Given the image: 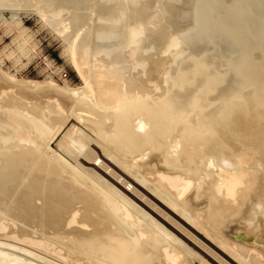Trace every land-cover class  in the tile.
I'll use <instances>...</instances> for the list:
<instances>
[{"label": "bare ground", "instance_id": "6f19581e", "mask_svg": "<svg viewBox=\"0 0 264 264\" xmlns=\"http://www.w3.org/2000/svg\"><path fill=\"white\" fill-rule=\"evenodd\" d=\"M22 12L78 87L17 78L37 47ZM5 13L19 33L2 49L15 74L0 57V264H209L173 231L232 264L173 212L233 264H264V0H0Z\"/></svg>", "mask_w": 264, "mask_h": 264}, {"label": "rangeland", "instance_id": "374dc122", "mask_svg": "<svg viewBox=\"0 0 264 264\" xmlns=\"http://www.w3.org/2000/svg\"><path fill=\"white\" fill-rule=\"evenodd\" d=\"M3 21L0 19V57L3 59L2 68L4 70L9 69L15 74L13 64L4 56L3 48L11 45L12 38L19 33L16 26L10 23L11 15L5 13L2 15ZM18 20L21 21V25L27 28L34 36L33 40L37 43V47L31 52V57L29 62H24L26 65L21 68L20 71L16 73L18 79H31L38 83H43L46 80L51 79L52 86L63 87L66 84L69 86H79V80L74 72L73 67L64 55L65 47L64 45L54 36L47 28H45L39 20H37L32 13H20L17 16ZM8 26H11V31H7ZM11 32V33H10ZM31 43H29L30 45ZM5 60V61H4ZM54 147V145L52 146ZM146 197L151 199L154 203L160 205L156 198L145 188L137 187ZM143 207V206H142ZM160 207L165 210L161 205ZM144 208V207H143ZM145 209V208H144ZM147 210V209H146ZM151 213V212H150ZM155 216L153 213H151ZM170 215L181 223L188 230L192 231L202 242L213 248L218 252L224 259L232 263V257L218 248L212 241L206 238L202 233L193 229L184 219L179 217L177 213ZM187 224V225H186ZM194 230V231H193ZM178 237H180L187 245L199 252L205 257L209 264H216L209 256L198 250L192 243L185 239L179 233L173 231ZM216 247V249H215ZM218 249V250H217ZM194 264H197L196 262ZM238 264V263H234Z\"/></svg>", "mask_w": 264, "mask_h": 264}]
</instances>
